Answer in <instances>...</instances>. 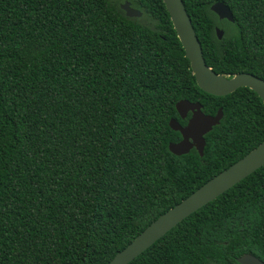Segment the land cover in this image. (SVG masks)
I'll return each instance as SVG.
<instances>
[{"label": "trees", "instance_id": "1", "mask_svg": "<svg viewBox=\"0 0 264 264\" xmlns=\"http://www.w3.org/2000/svg\"><path fill=\"white\" fill-rule=\"evenodd\" d=\"M0 0V264H107L158 217L264 141L249 88L196 82L163 0ZM208 66L264 80V0H183ZM228 5L234 21L211 11ZM216 27L224 30L218 39ZM223 118L196 149L176 104ZM264 261V166L128 264Z\"/></svg>", "mask_w": 264, "mask_h": 264}, {"label": "water", "instance_id": "2", "mask_svg": "<svg viewBox=\"0 0 264 264\" xmlns=\"http://www.w3.org/2000/svg\"><path fill=\"white\" fill-rule=\"evenodd\" d=\"M163 2L185 50V55L190 61L197 85L204 92L218 97L229 95L241 87H246L257 93L264 103V80L250 73H239L233 76L216 73L205 61L201 43L183 0H163ZM120 7L128 18L142 16V12L132 7L129 1H125ZM211 11L218 16L219 20L234 21L230 7L223 2L213 4ZM216 34L218 39H222L225 32L217 27ZM176 109L181 119H186L189 113H191V117L185 125L176 119L170 120L171 129L178 131L182 140L170 143L169 150L174 155L181 156L196 149L203 157L206 147L205 136L220 124L223 118L222 109H219L216 115H207L202 111L200 103L188 100L179 101L176 104ZM262 166H264V141L158 217L107 264L130 263L192 213L215 200ZM237 262L240 264H264V261L251 253L237 258Z\"/></svg>", "mask_w": 264, "mask_h": 264}, {"label": "flooded vegetation", "instance_id": "3", "mask_svg": "<svg viewBox=\"0 0 264 264\" xmlns=\"http://www.w3.org/2000/svg\"><path fill=\"white\" fill-rule=\"evenodd\" d=\"M216 28H217V27H216ZM215 30H216V29H215ZM202 111H203V110H202ZM216 114H217V113H216ZM190 117H191V113H189L188 116L186 117V119H184V120H186V121L188 122V120H189ZM186 124H187V123H186ZM181 140H182V139H181ZM181 140H180V141H181Z\"/></svg>", "mask_w": 264, "mask_h": 264}, {"label": "rangeland", "instance_id": "4", "mask_svg": "<svg viewBox=\"0 0 264 264\" xmlns=\"http://www.w3.org/2000/svg\"><path fill=\"white\" fill-rule=\"evenodd\" d=\"M120 5L123 4L125 1L124 0H116Z\"/></svg>", "mask_w": 264, "mask_h": 264}]
</instances>
